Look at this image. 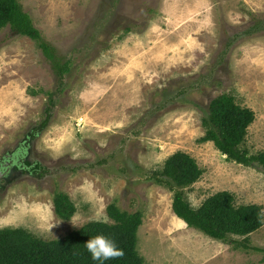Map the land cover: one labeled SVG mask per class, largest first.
<instances>
[{
    "label": "rangeland",
    "instance_id": "rangeland-1",
    "mask_svg": "<svg viewBox=\"0 0 264 264\" xmlns=\"http://www.w3.org/2000/svg\"><path fill=\"white\" fill-rule=\"evenodd\" d=\"M17 1L70 67L58 87L31 40L0 30V159L20 148L47 171L20 166L1 182L0 230L61 241L88 223L112 225L113 204L139 212L144 264H264L262 252L187 227L172 193L150 180L172 155H188L201 171L184 190L190 206L226 192L235 208L258 207L246 240L264 249V173L201 141L210 102L228 93L253 113L241 149L264 153V0ZM47 109V127L26 143ZM56 193L74 207L69 220L54 213Z\"/></svg>",
    "mask_w": 264,
    "mask_h": 264
},
{
    "label": "trees",
    "instance_id": "trees-1",
    "mask_svg": "<svg viewBox=\"0 0 264 264\" xmlns=\"http://www.w3.org/2000/svg\"><path fill=\"white\" fill-rule=\"evenodd\" d=\"M6 27L11 34L26 37L34 43L54 73L58 87H61L64 76L69 72L70 62L56 54L54 47L43 38L17 0H0V30ZM236 39V35L228 39L224 48H228ZM225 52L227 50L224 49L221 54L224 55ZM49 101L51 103L50 99ZM50 116V109H47L43 121L28 132L26 143L47 127ZM252 121L253 113L249 109L237 105L231 94L221 93L210 102L201 119L205 131L201 141L212 142L229 160L246 167L255 166L264 173V153L252 155L241 149L245 131ZM26 166L29 174L34 173L38 177L47 174L37 163H28L24 168ZM200 175L201 171L194 160L177 152L150 180L172 193V212L187 227L234 249L264 253V249L250 247L246 240V236L260 226L261 214L258 207L235 208L232 197L226 192L211 196L199 209L190 206L184 190ZM53 210L61 220H69L74 213L73 205L63 193L54 194ZM107 215L113 222L112 225L88 223L81 229L70 232L61 241L45 242L20 229L0 230V264H144L136 251L137 230L141 224L139 212L127 213L111 204L107 207ZM97 234L113 239L124 250L123 259L93 261L84 243ZM233 236L243 238L237 240Z\"/></svg>",
    "mask_w": 264,
    "mask_h": 264
},
{
    "label": "clouds",
    "instance_id": "clouds-1",
    "mask_svg": "<svg viewBox=\"0 0 264 264\" xmlns=\"http://www.w3.org/2000/svg\"><path fill=\"white\" fill-rule=\"evenodd\" d=\"M54 226H50V229ZM84 247L93 261L121 260L125 255L124 250L119 248L113 239L104 234H97L87 239Z\"/></svg>",
    "mask_w": 264,
    "mask_h": 264
},
{
    "label": "flooded vegetation",
    "instance_id": "flooded-vegetation-1",
    "mask_svg": "<svg viewBox=\"0 0 264 264\" xmlns=\"http://www.w3.org/2000/svg\"><path fill=\"white\" fill-rule=\"evenodd\" d=\"M23 163V164H22ZM26 157L23 149H17L14 153H5L0 159V185L7 177L20 166H25Z\"/></svg>",
    "mask_w": 264,
    "mask_h": 264
}]
</instances>
